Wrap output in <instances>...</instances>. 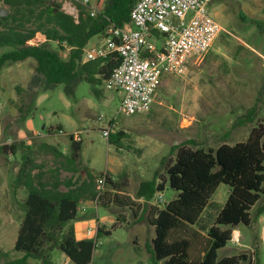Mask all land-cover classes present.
<instances>
[{"label": "rangeland", "instance_id": "obj_1", "mask_svg": "<svg viewBox=\"0 0 264 264\" xmlns=\"http://www.w3.org/2000/svg\"><path fill=\"white\" fill-rule=\"evenodd\" d=\"M76 2L68 0L69 5L63 9L77 14ZM105 2L89 0L86 7L99 11ZM0 7L7 9L1 2ZM208 10L222 26L221 31L200 62L189 65L182 75L161 77L147 112H120L121 92L105 88L103 82L96 85L100 91L97 95L85 80L46 82L32 57L0 68V145L18 144L16 154H0L1 251H7L10 258L21 255L13 245L26 190L13 188L12 183L23 152L28 146L37 148L47 142L66 154L72 134L81 141V166L88 167L96 177L106 173L117 180L126 173L125 194L138 205H132L137 213L134 217L129 207L102 205L100 200L79 203L85 202L89 210L78 211L77 217L82 219L73 220L85 221L78 237L89 226L93 229L91 237L97 226L111 229V233L95 238L91 264H160L151 258L155 232L147 216L151 207H162L176 191L166 183L163 190L145 200L135 196L139 182L166 180L165 165L173 160L178 145L191 144L189 140L204 147L223 140L234 143L244 140L256 121L264 123V0H213ZM41 38L37 33L36 40L40 42ZM103 39L94 35L88 44H99ZM50 46L56 48L54 43ZM68 51L67 47L58 49L62 58ZM23 102L31 103L24 120L18 110ZM251 111L255 113L253 122L247 120ZM109 122L110 133L123 131L118 144L108 142V136L102 133ZM52 160L50 154L36 159L37 163L42 161L45 171L52 167ZM70 175L61 170L62 178ZM106 189L103 184L101 191ZM227 194L228 186L220 183L204 216L211 218ZM251 217L249 225L239 224L233 229L238 240L231 238L218 249L219 257L244 254L246 258L239 264H250L249 256L251 264H264V193L252 208ZM48 264L75 263L54 249Z\"/></svg>", "mask_w": 264, "mask_h": 264}, {"label": "trees", "instance_id": "obj_2", "mask_svg": "<svg viewBox=\"0 0 264 264\" xmlns=\"http://www.w3.org/2000/svg\"><path fill=\"white\" fill-rule=\"evenodd\" d=\"M135 1L106 0L103 9L93 16L85 5L76 2L74 16L56 0H0L8 9L6 15H0V68L32 57L46 82L70 84L85 80L97 95L100 91L96 85L103 82L120 58L112 52L106 57L83 60L82 50L94 35L105 36L109 22H127ZM37 33L44 36L43 41L36 40ZM66 47L68 55L62 58L58 49ZM30 107L31 103L25 102L18 106L22 120ZM254 119L251 111L247 120ZM122 135L121 130L109 132L108 142L118 144ZM189 142L178 145L173 160L165 165L166 180H142L135 190V196L145 200L163 190L166 183L176 191L162 207H151L147 216L155 232L151 258L160 264H239L241 258H246L244 254L219 257L218 249L232 238L237 225L251 223V210L264 193V123L256 121L246 138L234 143L223 140L204 147ZM17 150L15 142L0 145V154L13 155ZM80 151L81 141L72 134L66 154L47 142L25 149L12 183L13 188L26 190L13 245L21 255L10 258L7 251L0 250V264H31L29 258L48 264L54 249L75 264H91L95 238L100 233H111V229L97 226L94 237L76 238L73 220L81 201L100 200L102 205L129 207L137 216V203L125 194L126 173L117 180L101 174L107 187L102 192L96 187V175L81 166ZM46 154L53 160L52 167L45 171L42 161L37 163L36 159ZM61 170L71 175L62 178ZM80 171L84 176H74ZM220 183L228 186L226 200L211 218L205 217L204 211L212 205L211 196ZM120 217L125 219L122 214ZM248 260L251 264L250 256Z\"/></svg>", "mask_w": 264, "mask_h": 264}, {"label": "built area", "instance_id": "obj_3", "mask_svg": "<svg viewBox=\"0 0 264 264\" xmlns=\"http://www.w3.org/2000/svg\"><path fill=\"white\" fill-rule=\"evenodd\" d=\"M62 9L68 0H56ZM88 7L89 0H77ZM212 0H136L129 20L123 25L109 22L100 44H87L83 60L106 57L116 52L119 63L103 80L107 89L121 92L119 111L125 115L147 112L164 74L182 75L189 65L201 61L222 26L210 15ZM90 15L98 11L89 8ZM67 12V11H66ZM76 16L77 14H73ZM101 117V116H100ZM112 123L102 129L108 136ZM104 177L96 178L101 189ZM100 193V192H99ZM95 202V201H94ZM78 211L84 206L78 205ZM93 229H84L91 237ZM237 241V235L232 234Z\"/></svg>", "mask_w": 264, "mask_h": 264}, {"label": "crops", "instance_id": "obj_4", "mask_svg": "<svg viewBox=\"0 0 264 264\" xmlns=\"http://www.w3.org/2000/svg\"><path fill=\"white\" fill-rule=\"evenodd\" d=\"M39 34H40V36L42 37L40 41H43V40H44V36H43L41 33H39ZM102 41H103V40H102ZM89 42H90V40L88 41V43H89ZM88 43H87V44H88ZM99 44H100V43H99ZM85 202H87V200H85ZM85 202H84V203H85ZM84 203L81 204V205L84 206V212H83V213H85V212H87V210H89V206H88L87 204H84ZM83 213H82V214H83ZM77 219L79 220V219H82V218L77 217ZM78 220H76V222H75V221L73 222L74 230H75V236H76V238H85L84 235H81L80 237H78V234H81L83 228L85 227V221L82 222V221H78ZM89 225H91V224H89ZM234 234H235V233H234ZM28 261H29L31 264H43V263H41L40 261H37L38 263H36V262L33 261L32 259H28Z\"/></svg>", "mask_w": 264, "mask_h": 264}, {"label": "water", "instance_id": "obj_5", "mask_svg": "<svg viewBox=\"0 0 264 264\" xmlns=\"http://www.w3.org/2000/svg\"><path fill=\"white\" fill-rule=\"evenodd\" d=\"M8 13V9L4 7H0V15H6Z\"/></svg>", "mask_w": 264, "mask_h": 264}]
</instances>
